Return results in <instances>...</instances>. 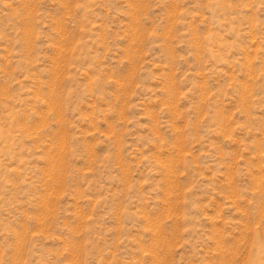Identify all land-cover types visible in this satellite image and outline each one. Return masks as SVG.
Masks as SVG:
<instances>
[{"label": "rangeland", "instance_id": "obj_1", "mask_svg": "<svg viewBox=\"0 0 264 264\" xmlns=\"http://www.w3.org/2000/svg\"><path fill=\"white\" fill-rule=\"evenodd\" d=\"M0 264H264V0H0Z\"/></svg>", "mask_w": 264, "mask_h": 264}]
</instances>
